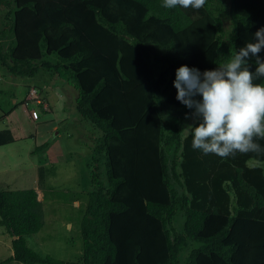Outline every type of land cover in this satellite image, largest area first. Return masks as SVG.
Segmentation results:
<instances>
[{"label":"trees","instance_id":"16d2710c","mask_svg":"<svg viewBox=\"0 0 264 264\" xmlns=\"http://www.w3.org/2000/svg\"><path fill=\"white\" fill-rule=\"evenodd\" d=\"M0 17L1 64L15 77L60 81L98 130L80 258L30 246L27 236L45 225L37 190L0 188L13 248L0 264H264V138L228 158L193 149L184 133L192 110L173 85L179 66L215 69L253 40L264 0H206L199 10L161 0H0ZM14 141L0 131V146Z\"/></svg>","mask_w":264,"mask_h":264},{"label":"rangeland","instance_id":"374dc122","mask_svg":"<svg viewBox=\"0 0 264 264\" xmlns=\"http://www.w3.org/2000/svg\"><path fill=\"white\" fill-rule=\"evenodd\" d=\"M51 80L47 75L46 84L39 85L46 93L51 108L45 112L36 101H27L30 94L26 92L27 85L38 82L37 78L15 77L0 61V116L3 117L0 119V131L12 126L17 138L15 143L0 148V188H44L38 191V199L44 204L45 225L37 234L29 235L28 242L40 253L76 261L82 252L81 220L91 189L92 150L89 146L95 137L93 132L98 130L78 114L75 98L66 92L61 82ZM56 83L59 86L52 87ZM32 108L41 113L38 122L31 115ZM196 120L192 115L185 121L184 133H188V126ZM55 123L58 127L49 130ZM37 124H40L38 131ZM50 138L57 139L52 144V150H61L60 156L58 153L50 156L47 151L33 152ZM255 163L257 161H251L252 165ZM259 164L264 173V163ZM40 168L45 171L43 183H40ZM11 254L12 236L0 226V261ZM6 264L24 263L14 261Z\"/></svg>","mask_w":264,"mask_h":264},{"label":"clouds","instance_id":"9594fccd","mask_svg":"<svg viewBox=\"0 0 264 264\" xmlns=\"http://www.w3.org/2000/svg\"><path fill=\"white\" fill-rule=\"evenodd\" d=\"M205 4L206 0H161L167 9L199 10ZM262 50L264 27L215 69L202 72L187 64L176 69V99L197 119L188 126L193 149L221 158L259 149L254 138H264V83L254 81L264 78V58L259 56ZM252 57L256 58L254 72L248 63Z\"/></svg>","mask_w":264,"mask_h":264},{"label":"crops","instance_id":"0c3cea01","mask_svg":"<svg viewBox=\"0 0 264 264\" xmlns=\"http://www.w3.org/2000/svg\"><path fill=\"white\" fill-rule=\"evenodd\" d=\"M38 78V80H39V82L38 83H35L34 82V84H28L27 85V87H28V90H26V92H30V90L31 89H35L36 87V85H38L39 86V83L41 82V84H46V81H47V77L45 76V75H43V76H39V77H37ZM40 84V85H41ZM45 85H43V87H44ZM30 87H32L31 89H30ZM44 91V90H43ZM43 94H40L39 92H31L29 95H27L28 97H27V101H36V103L37 104H39L40 106H42V108H43V110L46 112V111H49L51 108H50V104H49V100H48V97L45 95L46 93L45 92H42ZM37 100H39V102H37ZM18 101H17V99H15V103H17ZM36 108V107H35ZM35 108H32V109H35ZM0 109H1V107H0ZM2 113V112H1ZM4 114V113H3ZM5 115V114H4ZM1 118H3V117H1L0 116V119ZM35 119V118H34ZM35 120H37V122L39 121V120H41V113H40V115H39V118L38 119H35ZM35 120H33L34 122H35ZM55 120H53V122H54ZM40 124H37L36 125V131H38V130H40V126H39ZM12 126H10V127H8V129H10ZM58 127V125L55 123V124H52V127H49L50 129L49 130H54L55 128H57ZM15 129L12 127V132L14 131ZM14 133V132H13ZM14 135V134H13ZM31 137H34V135L33 134H31L30 135ZM14 137H15V135H14ZM15 139H17L16 137H15ZM12 143H15V141L14 142H12ZM37 143V142H36ZM11 144V143H10ZM7 145H9V144H6V145H2V146H0V148H3V147H6ZM53 147H54V145H51V147L47 150V153H49V155L50 156H52V155H54L55 156V154H59L58 156H60L61 155V150L60 151H53L52 149H53ZM58 149H60V148H58ZM46 162H48V161H46ZM46 177V176H45ZM35 189L37 190V192L38 191H40V190H44V188H39L38 186L37 187H35ZM35 235V234H34ZM31 236V235H30ZM27 237H29V236H27ZM29 243V242H28ZM30 245V244H29ZM31 246V245H30Z\"/></svg>","mask_w":264,"mask_h":264},{"label":"built area","instance_id":"2783aa9c","mask_svg":"<svg viewBox=\"0 0 264 264\" xmlns=\"http://www.w3.org/2000/svg\"><path fill=\"white\" fill-rule=\"evenodd\" d=\"M32 92H35V90L33 89ZM37 102H39V100H37ZM31 115L33 118L38 119L40 112L37 109H32Z\"/></svg>","mask_w":264,"mask_h":264}]
</instances>
